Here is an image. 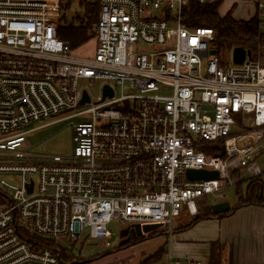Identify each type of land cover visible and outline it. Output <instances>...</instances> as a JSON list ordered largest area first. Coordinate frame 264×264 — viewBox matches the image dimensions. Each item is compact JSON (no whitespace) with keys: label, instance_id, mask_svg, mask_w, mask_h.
<instances>
[{"label":"built area","instance_id":"obj_1","mask_svg":"<svg viewBox=\"0 0 264 264\" xmlns=\"http://www.w3.org/2000/svg\"><path fill=\"white\" fill-rule=\"evenodd\" d=\"M61 1L0 0V175L16 176L0 177V264H62L61 249L37 239L66 249L59 239L83 231L109 246L112 220L121 230L158 224L170 247L173 219L223 198L236 173L264 170V65L210 54L214 30L183 22L189 0H92L88 57L58 36ZM256 9L262 25L264 0ZM96 79L104 83L91 101L81 81ZM84 115L70 123L68 156L26 155L27 134L45 125L37 123ZM188 170L217 177L189 180ZM166 264L204 263L169 251Z\"/></svg>","mask_w":264,"mask_h":264},{"label":"rangeland","instance_id":"obj_2","mask_svg":"<svg viewBox=\"0 0 264 264\" xmlns=\"http://www.w3.org/2000/svg\"><path fill=\"white\" fill-rule=\"evenodd\" d=\"M213 3L217 4L219 15H224L229 11L237 19H248L255 10V2L253 0H218ZM61 13L71 20L74 26L80 25L78 20L84 19L83 24L86 22L84 16L85 10L80 5V0H73L70 7L63 9ZM261 32H264V27H261ZM91 33V36L85 41H79L80 36L78 34L69 33V42L72 44L75 55L79 57L93 55L96 45L95 26H92ZM168 43V45H171L172 42L169 41ZM153 49H157V47L150 48V50ZM217 50L220 62L222 64H229L230 61L226 62L227 58H229V50L223 48H218ZM253 56L264 65V48H257ZM103 83L100 79L81 81V84L86 87L91 101H95L96 97L101 94ZM117 92H119L118 87ZM86 119H88V116L84 115L72 116L58 122H52L51 120L53 119H46L37 123L36 125H45L27 134L24 146L25 152H27L26 155L30 157H43L47 155L68 156L72 148L70 123H77ZM263 143L264 141H262ZM257 161L260 164L264 162V152L258 156ZM0 177L15 184V175L2 174ZM259 179L262 183V196L260 195V200L258 199V201L262 203L264 202V170ZM254 184V179H247L245 177L244 180H238L234 185L222 190L224 197L217 201L228 202L230 208L246 201L257 202L254 199L255 197H250L247 193V187H254ZM201 201L198 205V213L201 215V218L195 221L192 226L185 227L190 222V218L184 215L173 219L172 239L174 243H172V248L177 252L176 247L178 249V246L185 245L187 243L184 242L185 240H195L207 236L217 237L218 233L223 235L225 232H229V239L231 240L232 233L235 231L234 240L236 243L234 245H237L238 249H235L234 253H238L239 255L238 264H264V207L255 210L249 216L240 215L236 211L232 215L233 218L228 216L214 220L203 216L211 210V205L214 201L209 197H205ZM108 226L112 229V237L107 239L109 246L105 245V240L101 238L86 237L87 233L83 231L76 240L60 238L59 245L68 249L71 253L68 254L69 252L65 250L61 251L68 252V258L74 260L76 264H166L167 257L165 252L167 246L165 244V235L167 234L165 231L160 229L153 234H148V236L135 238L128 243H125V241L120 243L122 224L118 220H112ZM244 226H249V228L242 229L241 231L238 230ZM186 245L190 246L192 244L188 242ZM194 247L197 250L200 248L199 246ZM244 255L245 259L243 260Z\"/></svg>","mask_w":264,"mask_h":264},{"label":"trees","instance_id":"obj_3","mask_svg":"<svg viewBox=\"0 0 264 264\" xmlns=\"http://www.w3.org/2000/svg\"><path fill=\"white\" fill-rule=\"evenodd\" d=\"M72 0H62L60 9H67L70 7ZM83 6L86 18L85 24L82 22L84 19L78 20L80 25L74 26L73 22L66 18L63 13H60V19L58 22V36L68 42L71 47L72 44L69 42V33L78 34L79 41H85L91 36V28L93 24L96 23L98 18L99 7L95 1L89 0L80 2ZM183 22L189 27H207L214 30V38L210 43L212 49L218 51V48H223L230 50L234 47L241 46L245 49L255 52L257 48H264V32H261V27L257 17H252L248 20L234 18L228 11L224 15H219L217 11V4H199L195 0H189L182 10ZM73 43V42H72ZM254 187L248 186L247 193L250 197H255L257 202H242L238 203L236 206L242 204H260L264 205V202L260 203V195L262 196V183L259 177L254 179ZM239 196V195H238ZM230 211V209H229ZM222 215V214H221ZM201 218V215H199ZM203 216H213L211 210L206 212ZM194 220V219H193ZM192 220V222H193ZM30 241L34 242V237L28 238ZM36 242L40 246H48L52 248H59L61 250L71 252L68 249H62L53 242L37 239ZM37 244H34L37 246ZM65 251H61L60 258L62 264H76L74 260L68 258V254ZM217 256H210V264H217Z\"/></svg>","mask_w":264,"mask_h":264},{"label":"crops","instance_id":"obj_4","mask_svg":"<svg viewBox=\"0 0 264 264\" xmlns=\"http://www.w3.org/2000/svg\"><path fill=\"white\" fill-rule=\"evenodd\" d=\"M253 1L255 2V10L252 13L250 18L254 17L257 13V9H256V1L257 0H253ZM209 4H213V3H209ZM250 18H248V19H250ZM248 19H243V20H248ZM95 24H93V26H95ZM96 43H97V41H96ZM231 51H232V49L229 50V58H227L226 62L230 61V63H232V57H231L232 52ZM252 53H254V52H252ZM245 177L247 179L257 178V177L248 178L247 176H241L240 173H236V175H235L236 181L242 180V179L244 180ZM201 202L202 201H200V203ZM214 203H218V201H214ZM262 207H264V205L255 204V203L242 204L238 207L235 206L233 208H230V211L225 212V213H221L222 215L221 214H217V215L213 214V216H206V217H208L209 219L219 220L220 218H224V217H228V216L232 217V215L236 211L238 213H240V215L244 214V215L249 216L250 213L252 214L255 210H257V209L259 210ZM211 212H212V210H211ZM198 214L199 213L196 214L197 215L196 219H195L196 215L193 217H189L190 222L187 223L185 225V227H190V226H192V224H194L195 221L199 220ZM186 217H188V216H186ZM192 220H193V222H192ZM135 226L132 229L135 230ZM142 226L143 225H141L140 227H142ZM248 228H249V226L248 227L244 226L243 228H240L238 230L241 231L242 229L245 230ZM158 230H160V227H157L156 229L149 230L148 232H141L139 235L136 233V236L134 237V239L139 238L141 236H148V234H153L154 232H156ZM233 232L234 233H232V239L231 240L229 239V236H230L229 232H225L223 235L218 233L217 237L216 236H210V237L202 236L204 238H199V239H195V240H185L184 242H187L186 244H188V242H190V244H192V245L188 246L185 244V245H182L180 247L178 246V249L176 247L177 252L172 248L173 247L172 243H174L173 240H172L170 247H169L168 241H167V235H165V244L167 246V250L165 252V255L167 257V255L170 251V253L173 256L180 258V259H184V258H188V257L197 258V259H201L204 264H210V256H212V254H213V255H216L218 257L217 258V261H218L217 264H238L239 255H238V253L237 254L234 253L235 249H238V248H237V245H234L236 243L234 240L235 231H233ZM194 246H199L200 247L199 250H197V248H195ZM195 253H198V254H195ZM255 258H256V256H255ZM244 259H245V255L243 256V260ZM251 260H252V258H251ZM255 264H257V263H255Z\"/></svg>","mask_w":264,"mask_h":264},{"label":"water","instance_id":"obj_5","mask_svg":"<svg viewBox=\"0 0 264 264\" xmlns=\"http://www.w3.org/2000/svg\"><path fill=\"white\" fill-rule=\"evenodd\" d=\"M232 55V63L233 64H241L245 58V56H253V53L248 50L245 49L244 47L241 46H237L232 48L231 51ZM210 54H215L216 50L215 49H210L209 50ZM103 97L105 95L111 96L112 95V90L105 85L103 87ZM88 95L87 93L84 91L83 92V96L82 99L80 100V103H83L85 101H88ZM223 153V147H220V154ZM187 177L189 180H207V179H212V178H216L217 177V172L216 171H207V170H188L187 171ZM30 187L28 189V191H30ZM230 209L228 202L222 201V202H218V203H214L211 205V210L213 212V214H221V213H225L228 212ZM197 218V215L195 216V219ZM157 227H159L158 224H146L143 225L142 227H140L139 225L135 226V230L136 233L139 235L141 232H148L149 230L152 229H156ZM126 229H123L120 231V236L121 238L123 237L124 231ZM123 242V239H121L120 243Z\"/></svg>","mask_w":264,"mask_h":264},{"label":"flooded vegetation","instance_id":"obj_6","mask_svg":"<svg viewBox=\"0 0 264 264\" xmlns=\"http://www.w3.org/2000/svg\"><path fill=\"white\" fill-rule=\"evenodd\" d=\"M136 236V230L134 229H130V230H125L123 237L121 239H123V241H125V243H128L130 241H132L134 239V237Z\"/></svg>","mask_w":264,"mask_h":264}]
</instances>
